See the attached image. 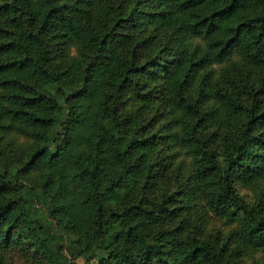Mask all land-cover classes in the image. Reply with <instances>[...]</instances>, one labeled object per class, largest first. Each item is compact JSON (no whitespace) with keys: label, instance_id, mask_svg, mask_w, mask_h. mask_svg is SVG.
Masks as SVG:
<instances>
[{"label":"trees","instance_id":"obj_1","mask_svg":"<svg viewBox=\"0 0 264 264\" xmlns=\"http://www.w3.org/2000/svg\"><path fill=\"white\" fill-rule=\"evenodd\" d=\"M155 25L205 37L184 73L233 47L244 60L264 59V0H0V133L16 124L32 138L14 154L0 147V245L23 233L50 264H69L31 216L35 190L84 246L106 249L96 264H236L234 230L217 240L162 223L175 216L181 187L155 184L162 162L150 155L164 113L150 109L166 92L180 107L173 136L191 155L186 180L214 213L240 212L235 239L264 242L262 205L248 204L234 182L264 167V76L251 85L224 65L210 85L216 103L204 106L206 81L185 92L184 74H171L182 53L162 56L171 46L152 42ZM154 77L170 90H155ZM0 264L12 263L0 254Z\"/></svg>","mask_w":264,"mask_h":264},{"label":"rangeland","instance_id":"obj_2","mask_svg":"<svg viewBox=\"0 0 264 264\" xmlns=\"http://www.w3.org/2000/svg\"><path fill=\"white\" fill-rule=\"evenodd\" d=\"M152 32L153 43L158 44L162 39L168 38L171 47H164L163 57L174 59L179 51L182 53L179 62L174 63L171 74L175 77H181L184 74V90L190 97L198 91V81L202 79L206 81L207 94L200 102L204 106H213L216 103L215 93L212 92L215 85L212 88L210 85L216 84L223 76L221 69L224 65L230 67L232 70L230 73L235 80L242 76L251 85H256L264 76V59L258 62L244 60L237 47H233L231 52L220 61L207 59L184 73L188 65L189 54L191 53L192 56L196 57L201 53L205 47V37L188 32L176 34L171 31L170 26L164 25H155ZM75 49V43H70L69 54L74 53ZM154 79H156L153 81L155 90H170L168 79L164 78L163 81H158L155 77ZM166 93L167 97L165 96L159 102L154 101L150 109L152 111V108H157L159 114L164 110L162 115H156L155 122L152 124V128L158 127L157 133L160 135L154 140L156 143L150 155L151 157L160 156L162 162L158 167L160 175L155 179V184L159 187L166 184L171 188L170 185L178 180L181 187L178 186L179 189L175 194L176 198L173 203L176 211L175 216L171 212L164 213L165 217L162 223L168 225L170 222L179 220L183 224V230H192L203 236L216 237L217 240L223 239L229 231L234 230L230 241H228L231 245H238L240 248L237 256H235L236 264L263 262L264 242L242 243L235 239V229L239 223L240 212L233 209V211L226 210L221 214L214 213L203 203L200 188L194 189L193 185H190V181L186 180V175L190 170L191 155L186 151L185 146L173 136V129L178 130L181 124L180 107L172 102V98L168 97V92ZM31 140L32 138L21 131L16 124L0 133V147L4 146L7 151H12L13 154L19 146L25 145ZM262 149L260 142L253 144V150L256 152H261ZM255 155L257 156V153ZM165 165L166 168L163 173L161 168ZM259 169L235 175L234 182L237 191L247 203H260L264 212V167ZM35 171V168L31 169V173ZM31 192H33L32 196L27 197L30 203V211H32L31 216L36 218L37 223H42L46 229L45 234L48 235L50 249L52 248V250L67 256L69 264H96L98 256L105 253L106 249L102 248L100 244H96L98 242L95 240L84 246L83 237L78 238L77 234L65 230L61 226L62 224L50 215L40 194L35 190H31ZM38 211L40 212L38 213ZM24 238L23 233H17L12 239L0 245V254L12 264H50L47 253L41 249H33Z\"/></svg>","mask_w":264,"mask_h":264}]
</instances>
